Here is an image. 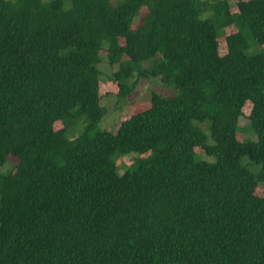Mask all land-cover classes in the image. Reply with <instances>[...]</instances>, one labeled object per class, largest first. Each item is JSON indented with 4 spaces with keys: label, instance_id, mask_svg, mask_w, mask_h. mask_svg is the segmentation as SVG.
<instances>
[{
    "label": "trees",
    "instance_id": "obj_1",
    "mask_svg": "<svg viewBox=\"0 0 264 264\" xmlns=\"http://www.w3.org/2000/svg\"><path fill=\"white\" fill-rule=\"evenodd\" d=\"M253 44L264 0H0V264H264ZM103 77L160 87L115 132Z\"/></svg>",
    "mask_w": 264,
    "mask_h": 264
},
{
    "label": "rangeland",
    "instance_id": "obj_2",
    "mask_svg": "<svg viewBox=\"0 0 264 264\" xmlns=\"http://www.w3.org/2000/svg\"><path fill=\"white\" fill-rule=\"evenodd\" d=\"M239 1V0H236ZM233 11H236V7L232 8ZM235 27H229L224 30V36L220 38V53L223 55L227 53V47L225 43V37L226 34L230 32H235ZM254 47H251L249 52L250 53H256L264 50V44H253ZM103 54H105V51H102ZM101 69L105 74H109L111 72V69L109 68V65L107 63H102L100 66ZM160 85L150 81L146 82L145 84H141L138 86L137 90L134 91V93L128 97V99L123 103L121 106L118 105V100L116 98V93L118 92V87L115 83H112L109 81V79L103 77L101 79L100 83V93L103 96V104L108 108L109 113L108 116L100 122L98 127L100 129H109L110 131H115L118 129V126L120 124V120L118 119L119 113L123 115V118H128L135 112L143 109H147L150 106V90L153 89L159 90ZM119 108V109H118ZM117 109L116 111H114ZM252 109V105L250 103H247L244 107V116L240 119V125L243 127L248 123L247 117L249 116ZM61 127L60 125L58 128ZM245 136H241L239 134V138H244ZM134 154L128 155V157H124L119 159L120 163L124 164H131L132 163V157ZM12 162H16L14 158L10 159ZM255 194L261 197H264V186H259L255 190Z\"/></svg>",
    "mask_w": 264,
    "mask_h": 264
}]
</instances>
